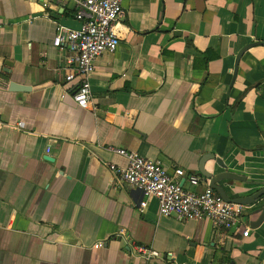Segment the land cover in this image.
Wrapping results in <instances>:
<instances>
[{
	"label": "crops",
	"instance_id": "obj_1",
	"mask_svg": "<svg viewBox=\"0 0 264 264\" xmlns=\"http://www.w3.org/2000/svg\"><path fill=\"white\" fill-rule=\"evenodd\" d=\"M124 10L120 45L96 61L93 108L82 109L70 52L54 45L80 29L75 5L0 0V264H264V222L244 238L162 217L111 169L128 164L111 148L186 175L213 154L248 181L220 183L231 198L264 189V0H125ZM206 170L224 171L215 160ZM126 234L159 258L137 255Z\"/></svg>",
	"mask_w": 264,
	"mask_h": 264
},
{
	"label": "built area",
	"instance_id": "obj_2",
	"mask_svg": "<svg viewBox=\"0 0 264 264\" xmlns=\"http://www.w3.org/2000/svg\"><path fill=\"white\" fill-rule=\"evenodd\" d=\"M76 7L75 19L80 22L78 30H63L55 38L54 45H66L70 56V69L66 77L74 83L73 99L82 109L93 108L91 76L96 69V61L104 53L115 52L120 45L118 32L120 20L125 15V0H61ZM111 150L127 159L126 167L111 166L120 180L127 186L141 190L146 197L155 198L162 217L177 216L185 221H211L214 227L224 231H241L248 238L251 228L248 224V207L225 201L209 186L203 190H191L180 182L185 179L192 187L198 188L204 180L198 174L186 175L176 168L170 172L157 160L144 157L137 152L124 149ZM147 206L144 201L142 208ZM126 239L135 253L146 261L159 258L160 254L139 245L130 235ZM100 243L95 248H103Z\"/></svg>",
	"mask_w": 264,
	"mask_h": 264
},
{
	"label": "water",
	"instance_id": "obj_3",
	"mask_svg": "<svg viewBox=\"0 0 264 264\" xmlns=\"http://www.w3.org/2000/svg\"><path fill=\"white\" fill-rule=\"evenodd\" d=\"M259 43H252L245 47L238 55L235 65V71L234 75L236 77L240 59L244 55V53L249 50L250 48H253L257 46ZM7 65L10 66L9 63ZM10 89L14 92H26L29 91V87H25L22 85H19L17 83H11ZM48 161H53L52 158L48 157ZM210 160H215L216 164L223 169L224 171L221 173H215L213 171H207L206 170V164ZM204 181L209 182V187L214 189L225 201L229 203H234L242 206L248 207V224L252 229L259 228L262 223L264 222V189H261L257 191L256 193L247 196V197H239V198H231L228 195L227 190L225 187L220 185V183L224 181H239V182H248L245 177H242L240 175H237L235 173H232L228 171L227 165L225 162L221 159L216 157L213 154H207L204 155L200 161L198 173H197ZM185 181L182 182L184 184ZM258 216L257 219L252 220V217Z\"/></svg>",
	"mask_w": 264,
	"mask_h": 264
},
{
	"label": "trees",
	"instance_id": "obj_4",
	"mask_svg": "<svg viewBox=\"0 0 264 264\" xmlns=\"http://www.w3.org/2000/svg\"><path fill=\"white\" fill-rule=\"evenodd\" d=\"M192 43H189V47H191ZM213 57H211L209 54L206 55V67L208 66L209 62L212 60ZM225 261L230 262L232 261L231 258H224Z\"/></svg>",
	"mask_w": 264,
	"mask_h": 264
}]
</instances>
